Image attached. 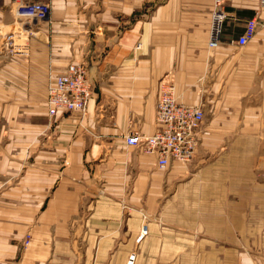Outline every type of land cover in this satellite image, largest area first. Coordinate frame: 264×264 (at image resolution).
Instances as JSON below:
<instances>
[{
	"label": "crops",
	"instance_id": "obj_1",
	"mask_svg": "<svg viewBox=\"0 0 264 264\" xmlns=\"http://www.w3.org/2000/svg\"><path fill=\"white\" fill-rule=\"evenodd\" d=\"M36 2L49 4L45 18L20 12ZM59 2L0 0V264H125L132 252L135 264H241V247L258 245L264 8L225 0L210 48L213 0ZM252 18L254 37L237 45ZM14 31L23 45L10 54ZM73 60L86 64L89 107L50 118L48 81ZM167 74L204 118L196 156L162 169L125 137L154 132ZM183 190L186 209H165V191Z\"/></svg>",
	"mask_w": 264,
	"mask_h": 264
},
{
	"label": "built area",
	"instance_id": "obj_2",
	"mask_svg": "<svg viewBox=\"0 0 264 264\" xmlns=\"http://www.w3.org/2000/svg\"><path fill=\"white\" fill-rule=\"evenodd\" d=\"M225 0H213L211 12L210 35L208 46L216 47L226 17ZM259 7L264 8V0H258ZM22 14L34 13L32 18H45L49 12L47 2H36L26 5L20 10ZM256 20L249 19L243 32L235 40L237 45L243 46L251 40L256 31ZM17 31L9 32L4 38L8 53L20 51ZM140 44L136 45L139 48ZM173 76L165 75L159 82L155 103L156 128L153 133L143 135L132 132L125 137L127 145L139 149L140 152L152 156L159 168H166L172 163L185 165L189 163L199 146V128L204 118L203 109L199 104L187 103L176 93ZM46 90L45 104L48 117H55L59 113L76 112L84 116L88 102L93 94L92 84L87 77L86 64L80 60H73L66 64L64 70L51 76ZM146 223L142 224L141 238L147 232ZM30 242V234L23 239L26 248ZM125 264H135V253H130Z\"/></svg>",
	"mask_w": 264,
	"mask_h": 264
},
{
	"label": "rangeland",
	"instance_id": "obj_3",
	"mask_svg": "<svg viewBox=\"0 0 264 264\" xmlns=\"http://www.w3.org/2000/svg\"><path fill=\"white\" fill-rule=\"evenodd\" d=\"M41 104L37 105V111H40V106ZM40 107V108H39ZM16 119V118H15ZM17 121H25V119L21 118V119H16ZM0 123L2 126L7 124V119L6 118H1L0 119ZM264 135H262V139H263ZM262 157L263 152L261 153ZM260 157V155H259ZM184 167V165H182ZM257 172H256V186H257V194H256V206L254 208L251 207V209H259L258 210V219H260V221L258 220V245L255 247H250V252H249V248L247 247H241V253H242V258H241V264H246V257L249 256V253L251 254V256L254 259V263L253 264H264V245H261L260 242L264 241V165H257L256 167ZM231 186H233V183ZM210 192V190L208 191ZM184 190L181 191V197L177 196V199H175V197L173 196V193H170L169 191H165L164 196L162 197V204L164 203V205H166L165 209H186V199L184 198ZM238 194V192H236ZM226 199V203H227ZM237 201V199H235ZM206 204L204 206V208L206 209H212L213 205H215V198H209L205 200ZM235 202V201H234ZM231 204V207H238L237 202ZM227 207V206H226ZM196 208H199V204L196 205ZM247 208V206H246ZM190 209V207H189ZM27 234V233H26ZM25 234V235H26ZM25 237V236H24ZM260 244V245H259ZM22 247L23 246V241H22ZM257 255V257L255 256ZM257 259V260H256ZM228 264H231L229 262H227Z\"/></svg>",
	"mask_w": 264,
	"mask_h": 264
},
{
	"label": "clouds",
	"instance_id": "obj_4",
	"mask_svg": "<svg viewBox=\"0 0 264 264\" xmlns=\"http://www.w3.org/2000/svg\"><path fill=\"white\" fill-rule=\"evenodd\" d=\"M54 3H57L58 4V7L60 9L63 8V4L59 2V0H54ZM23 15H26V16H33L34 13H26V14H23ZM246 264H253V261L250 257H246Z\"/></svg>",
	"mask_w": 264,
	"mask_h": 264
}]
</instances>
